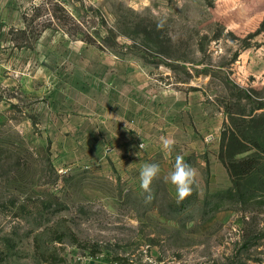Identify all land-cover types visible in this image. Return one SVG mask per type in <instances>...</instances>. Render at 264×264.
I'll use <instances>...</instances> for the list:
<instances>
[{"label":"rangeland","instance_id":"1","mask_svg":"<svg viewBox=\"0 0 264 264\" xmlns=\"http://www.w3.org/2000/svg\"><path fill=\"white\" fill-rule=\"evenodd\" d=\"M157 91L227 113L177 146L180 203L145 134ZM0 264H264V0H0Z\"/></svg>","mask_w":264,"mask_h":264},{"label":"crops","instance_id":"2","mask_svg":"<svg viewBox=\"0 0 264 264\" xmlns=\"http://www.w3.org/2000/svg\"><path fill=\"white\" fill-rule=\"evenodd\" d=\"M191 94L192 93H184L178 95L177 92L161 94L159 91L153 93L149 105L147 106V115L145 117V134L148 141L147 143L150 144V147L159 141L160 152L164 149L160 138H174L176 143L170 154L172 153L175 156L177 155V146L181 150V147L186 145V142H188L189 145H201L203 143L202 137L208 136H204V132L207 130L196 127L197 122H201L203 127H205V123L211 121L212 124L213 120L219 121L220 123L225 121L223 115L226 116L227 113L224 114L220 109H217V111L211 110V103L206 97L196 100L192 98ZM163 98L166 99V103H161ZM152 102H154V104H152ZM162 107L164 110L161 109ZM159 111H161L160 115ZM212 130L213 128H211V131ZM175 131H177V133ZM199 152L204 153L205 150L200 149ZM218 160L219 159L215 156L212 159V161L218 165H225ZM202 164H204V162H202Z\"/></svg>","mask_w":264,"mask_h":264},{"label":"clouds","instance_id":"3","mask_svg":"<svg viewBox=\"0 0 264 264\" xmlns=\"http://www.w3.org/2000/svg\"><path fill=\"white\" fill-rule=\"evenodd\" d=\"M161 142L166 153L172 151L176 141L174 138L161 137ZM140 149L143 144L139 145ZM135 155L139 156V153ZM160 173V166L156 163H145L139 173L140 187L146 193L145 200L150 202L153 198L151 185ZM198 171L196 168L186 163L184 157L177 154L173 170L168 173L166 179L175 187L177 203L182 202L192 195L194 186L197 185Z\"/></svg>","mask_w":264,"mask_h":264},{"label":"trees","instance_id":"4","mask_svg":"<svg viewBox=\"0 0 264 264\" xmlns=\"http://www.w3.org/2000/svg\"><path fill=\"white\" fill-rule=\"evenodd\" d=\"M251 115V114H250ZM231 135H230V142L225 146L226 150L222 149V159L224 160L225 164L228 167V170L233 178H236L237 176H242L246 173H249L253 169L254 160L250 158H246L243 160L236 159L233 155L236 154L235 150H238L236 152H239V149L241 150L242 145V132H239V129L232 125ZM227 152V153H224ZM228 157L225 158V157ZM234 180V179H233ZM236 181V179H235Z\"/></svg>","mask_w":264,"mask_h":264}]
</instances>
